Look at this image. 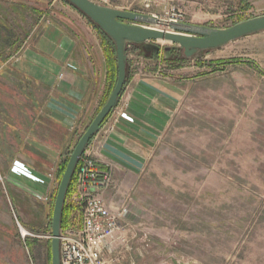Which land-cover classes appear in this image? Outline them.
<instances>
[{
  "label": "rangeland",
  "instance_id": "1",
  "mask_svg": "<svg viewBox=\"0 0 264 264\" xmlns=\"http://www.w3.org/2000/svg\"><path fill=\"white\" fill-rule=\"evenodd\" d=\"M90 1L164 23L219 30L264 16V0ZM49 24L100 54L107 83L97 30L62 0H0V66ZM148 44L159 48L157 59L144 58L139 46L127 47L125 85L152 74L179 89L150 158L130 170L105 166L89 154L111 171L112 185L102 195L111 210L128 208L120 223L126 242L113 244L115 256L125 264H264V32L192 59L169 42ZM125 85L122 107L131 98ZM58 172L50 196L37 201L0 173V264H48ZM65 204L69 227L80 226L84 203L77 185Z\"/></svg>",
  "mask_w": 264,
  "mask_h": 264
},
{
  "label": "crops",
  "instance_id": "2",
  "mask_svg": "<svg viewBox=\"0 0 264 264\" xmlns=\"http://www.w3.org/2000/svg\"><path fill=\"white\" fill-rule=\"evenodd\" d=\"M78 43L49 24L40 38L0 66V173L24 186L13 185L34 201L50 196L57 167L97 114L106 93L102 57L87 41ZM139 50L144 58L148 55ZM154 76L129 80V104L118 103L87 154L105 166H144L165 127L162 123L178 103L179 89Z\"/></svg>",
  "mask_w": 264,
  "mask_h": 264
},
{
  "label": "water",
  "instance_id": "3",
  "mask_svg": "<svg viewBox=\"0 0 264 264\" xmlns=\"http://www.w3.org/2000/svg\"><path fill=\"white\" fill-rule=\"evenodd\" d=\"M63 1L75 8L112 41L116 50L117 77L108 100L83 132L70 153L64 173L61 180H59L51 219V264H60L59 233L61 230V216L72 175L89 143L100 131L102 125L112 114L111 112L117 107L124 91L127 77V47L130 45L139 46L149 55L151 52H158L159 48L154 45H147L148 42L164 41L177 45L185 59H192L200 53L217 50L242 38L264 32V16L261 15L230 28L219 30L164 23L148 15L105 6L101 7L90 0ZM153 27H163L166 30Z\"/></svg>",
  "mask_w": 264,
  "mask_h": 264
},
{
  "label": "built area",
  "instance_id": "4",
  "mask_svg": "<svg viewBox=\"0 0 264 264\" xmlns=\"http://www.w3.org/2000/svg\"><path fill=\"white\" fill-rule=\"evenodd\" d=\"M76 185L84 203L82 220L80 226L60 231V264H125L115 256L113 244L126 242L120 234V223L128 208L112 211L102 197L112 185L111 171L100 169L85 152L79 161Z\"/></svg>",
  "mask_w": 264,
  "mask_h": 264
},
{
  "label": "trees",
  "instance_id": "5",
  "mask_svg": "<svg viewBox=\"0 0 264 264\" xmlns=\"http://www.w3.org/2000/svg\"><path fill=\"white\" fill-rule=\"evenodd\" d=\"M63 2L67 3L66 1H63ZM91 25L97 30V32L99 34L101 44L103 47V53H104V57H105L104 60H105L106 69H107V84H108L107 86L108 87H107L106 95L104 96V99H103L102 104L100 106V109H101L104 106V104L106 103V101L108 100V98H109V96L113 90V87L115 85V82H116V77H117L116 50H115V47H114V44L112 43V41L105 34H103L102 31L98 27L94 26L93 24H91ZM130 46L133 48L137 47V46H133V45H130ZM127 52H128V50L126 49V53ZM158 54H159V51L158 52H151L145 58L146 59H157ZM69 157H70V154L68 153V156L60 163V166L58 167L59 168L58 181L61 180V177H62L64 170L66 168V165L68 163ZM78 170H79V164L76 166L75 171L72 175V178H71L68 190H67V194H66V199L70 195V193L72 192L73 188L76 185ZM69 216H70L69 209H68L67 205L64 204V207L62 210V216H61V230L64 228H67L71 225V221L69 219ZM46 261H48V264H51L50 244H48V248H47V260Z\"/></svg>",
  "mask_w": 264,
  "mask_h": 264
},
{
  "label": "bare ground",
  "instance_id": "6",
  "mask_svg": "<svg viewBox=\"0 0 264 264\" xmlns=\"http://www.w3.org/2000/svg\"><path fill=\"white\" fill-rule=\"evenodd\" d=\"M171 23H172V22H171ZM173 24L178 25V23H173Z\"/></svg>",
  "mask_w": 264,
  "mask_h": 264
}]
</instances>
